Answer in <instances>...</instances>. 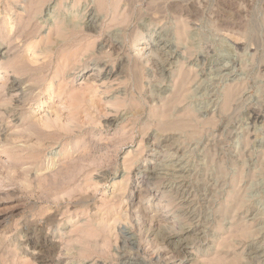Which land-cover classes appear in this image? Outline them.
I'll return each instance as SVG.
<instances>
[{
    "label": "rangeland",
    "instance_id": "1",
    "mask_svg": "<svg viewBox=\"0 0 264 264\" xmlns=\"http://www.w3.org/2000/svg\"><path fill=\"white\" fill-rule=\"evenodd\" d=\"M0 67V264H264V0H0Z\"/></svg>",
    "mask_w": 264,
    "mask_h": 264
},
{
    "label": "bare ground",
    "instance_id": "2",
    "mask_svg": "<svg viewBox=\"0 0 264 264\" xmlns=\"http://www.w3.org/2000/svg\"><path fill=\"white\" fill-rule=\"evenodd\" d=\"M86 27H87V29L88 28H93V23L92 22H88L87 24H86ZM158 46H160L161 48H167L168 47V44H167V42L164 40V39H161V40H159L158 41ZM165 51V50H164ZM163 54V53H162ZM167 55V54H166ZM98 67H99V65H98ZM1 68V67H0ZM222 68H224V67H222ZM226 69V68H225ZM1 70V69H0ZM92 74H95V73H92ZM101 74H104V75H106V76H110L111 74H112V71H111V67H110V69H106V68H100L99 69V72H98V75H101ZM93 79V78H92ZM18 90H21V84H20V82H19V80L17 79V78H13V79H11L10 80V82H9V85H8V91L9 92H14V91H17L18 92ZM21 94V93H20ZM17 96V95H16ZM18 97V96H17ZM15 100H16V98H15ZM17 100H19V99H17ZM253 115V114H252ZM258 114H256V113H254V117L255 116H257ZM180 165V164H179ZM172 170V169H171ZM176 170H181V169H176ZM154 176H156V175H158V172L156 171V170H152V171H150ZM173 235H171V236H169L170 237V239H171V237H172ZM178 237V236H177ZM174 239V238H173ZM48 260V259H47ZM43 261H45V260H43Z\"/></svg>",
    "mask_w": 264,
    "mask_h": 264
}]
</instances>
